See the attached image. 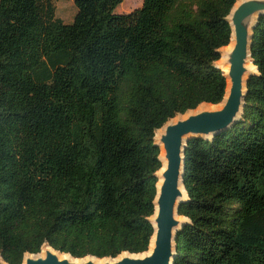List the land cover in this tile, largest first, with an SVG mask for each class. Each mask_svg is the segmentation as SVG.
<instances>
[{
  "label": "trees",
  "instance_id": "obj_1",
  "mask_svg": "<svg viewBox=\"0 0 264 264\" xmlns=\"http://www.w3.org/2000/svg\"><path fill=\"white\" fill-rule=\"evenodd\" d=\"M0 0V257L47 245L75 259L146 253L154 234L156 131L219 105L217 63L237 0ZM237 124L185 149L187 219L173 264H264V16Z\"/></svg>",
  "mask_w": 264,
  "mask_h": 264
},
{
  "label": "water",
  "instance_id": "obj_2",
  "mask_svg": "<svg viewBox=\"0 0 264 264\" xmlns=\"http://www.w3.org/2000/svg\"><path fill=\"white\" fill-rule=\"evenodd\" d=\"M235 5L227 17L231 27L230 43L233 46L230 52L224 53L223 58L220 53L223 64L228 66L227 74H223L227 86L229 84L221 108L203 110L175 123L168 122L160 129L163 132L158 138L155 133L154 141L160 150L161 168L156 174L154 214L149 219L154 229L151 253H124L119 259H109L102 263L92 260L75 262L72 261L75 258L70 255L61 254L47 246L50 250L45 252L44 257L32 255L23 260L24 264H173L176 236L184 225V221L179 220V208L188 198L184 188L187 172L184 153L187 144L192 139L209 140L227 131L239 122L245 107L246 77L250 72L246 64L248 60L252 62L251 39L259 19L264 16V0H243ZM60 255L69 258L60 259Z\"/></svg>",
  "mask_w": 264,
  "mask_h": 264
},
{
  "label": "bare ground",
  "instance_id": "obj_3",
  "mask_svg": "<svg viewBox=\"0 0 264 264\" xmlns=\"http://www.w3.org/2000/svg\"><path fill=\"white\" fill-rule=\"evenodd\" d=\"M242 1H243V0H237L235 7H236L237 5H239ZM232 46H233V43L231 42L227 47H225V48H223V49L220 50V53L222 54V58L224 57V53H226V52H230V51H231ZM223 63H224V61H223V59H221V60L217 63V67H218L219 69H221L222 72H223L224 74H227V72H228V66H227V65H224ZM246 68L250 70V72H249V74L247 75L246 79H247L250 75H252L253 73H256V68L253 66V64H252V62H251L250 60H248V62H247V64H246ZM228 88H229V84H228V86H227V92H228ZM220 108H221V104H219V105H215V106H213V105H202V106H200L199 109H197V110L190 111V112L186 113L185 115H180L179 117H176V118L170 120L169 123H175V122H177V121H179V120H184V119H186L189 115L194 114V113H197V112H200V111H203V110H206V111H210V110H219ZM162 132H163L162 130H159V131L156 132V134H157V138L159 137V135L162 134ZM179 220H183L184 223H187V219H183L182 217L179 218ZM152 249H153V244L150 245V247H149V249H148V252L145 253V255H149V254L151 253ZM49 250H50V249L47 248V245H45V246L42 247L41 252H40L39 254H37V256H38V257H44L45 252H46V251H49ZM31 256H32V255H27V254H26L25 257H24V259L30 258ZM122 256H123V255L119 256V257L116 258V259H119V258L122 257ZM59 258H60V259H66V258H69V257H67L66 255H60ZM88 260H92V261H94V262H96V263H102V262H106V261H108L109 259H101V260H100V259L91 258V257H86V258H84V259H72V261H75V262H83V261H88ZM0 264H4V263H3V260H2L1 257H0ZM23 264H24V263H23Z\"/></svg>",
  "mask_w": 264,
  "mask_h": 264
},
{
  "label": "rangeland",
  "instance_id": "obj_4",
  "mask_svg": "<svg viewBox=\"0 0 264 264\" xmlns=\"http://www.w3.org/2000/svg\"><path fill=\"white\" fill-rule=\"evenodd\" d=\"M143 0H124L116 9V14H128L142 7ZM55 16L64 24H71L77 12L72 0H53ZM208 105V104H202ZM200 105V106H202ZM199 106V107H200ZM199 107L197 109H199ZM196 109V110H197ZM178 115L177 117H179Z\"/></svg>",
  "mask_w": 264,
  "mask_h": 264
}]
</instances>
